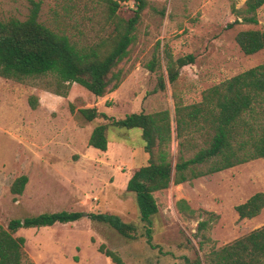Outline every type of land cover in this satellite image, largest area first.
Returning a JSON list of instances; mask_svg holds the SVG:
<instances>
[{
    "label": "rangeland",
    "instance_id": "374dc122",
    "mask_svg": "<svg viewBox=\"0 0 264 264\" xmlns=\"http://www.w3.org/2000/svg\"><path fill=\"white\" fill-rule=\"evenodd\" d=\"M40 1L38 20L64 31L78 44L88 45L106 36L113 25L105 22L104 5L92 0ZM116 14H134L133 0H117ZM136 25L135 40L118 64L124 76L118 87L95 96L72 82L65 95L55 93L52 76L27 77L22 81L0 76V227L12 218L59 210L86 212L78 220L50 226L20 227L24 237L23 264H116L98 250L115 251L123 264H187L189 259L242 237L264 224V208L252 218L239 219L234 206L264 190V158L257 157L223 170L199 176L154 192L158 212L153 217L151 246L144 235L135 196L126 190L133 170L147 162L139 128L110 126L107 149L88 145L90 122L69 110L95 107L116 119L130 112L168 109L172 129L169 145L172 163L189 157L202 144L199 134L176 137L174 98L184 104L200 101L204 89L249 67L264 63V48L243 53L235 42L242 29L264 30V4L256 10L257 23H238L231 28V11L245 0H146ZM30 0H0V20L27 17ZM173 57L192 53L175 82L168 81L165 52ZM153 54L154 71L146 66ZM165 88L155 90L158 75ZM36 97V105L29 99ZM179 141L184 144L179 145ZM26 175L23 191H10L13 180ZM185 199L196 210L186 216L176 207ZM109 212L136 225L135 238H125L113 227L92 219L88 213ZM214 212L207 234L211 241L199 244L197 221Z\"/></svg>",
    "mask_w": 264,
    "mask_h": 264
},
{
    "label": "trees",
    "instance_id": "16d2710c",
    "mask_svg": "<svg viewBox=\"0 0 264 264\" xmlns=\"http://www.w3.org/2000/svg\"><path fill=\"white\" fill-rule=\"evenodd\" d=\"M104 5L105 22L113 25L112 30L92 44H78L64 31L52 28L38 20L40 1L30 0V9L23 20L9 18L0 20V76L22 81L27 77L50 75L55 80L58 95H65L67 87L76 82L95 96H104L115 90L124 76L118 64L128 55V47L134 42L136 25L146 0H133L134 14L125 19L116 14L117 0H92ZM264 0H245L243 5H231L235 15L226 24L231 28L238 23H257L256 10ZM235 42L245 54L264 48V30L242 29L235 34ZM165 70L168 81L175 82L181 67L195 60L192 53L173 57L165 52ZM157 59L153 54L145 66L154 71ZM163 74L158 75L155 90L164 89ZM176 137L199 134L202 144L189 157L182 155L173 164L169 145L172 139L168 109L153 112L140 110L116 119L95 107L69 110L76 117L90 122L100 116L107 120L95 124L88 137V145L102 151L107 149V130L110 126L139 128L143 151L147 162L137 166L130 175L126 190L135 196L139 218L144 223V235L151 245L153 217L158 212L154 192L170 183L178 184L199 176L217 172L257 157L264 158V63L249 67L220 81L202 92L200 101L184 104L173 92ZM29 102L36 105V97ZM184 144L179 141V145ZM27 181L22 174L16 177L10 191L20 194ZM177 209L186 216H193V209L185 199H178ZM264 208V190L254 192L245 201L234 206L238 218H252ZM197 221L195 235L199 244L211 241L207 234L212 222L218 219L214 212ZM88 215L99 222L113 227L125 238H135L137 227L114 213L93 212ZM81 211L59 210L41 212L23 218H12L6 227H0V264H23L24 237L14 235L20 227L50 226L55 222L68 223L78 220ZM98 250L116 264H123L121 257L103 245ZM187 264H202L199 255ZM205 264H264V224L246 235L211 249L204 255Z\"/></svg>",
    "mask_w": 264,
    "mask_h": 264
},
{
    "label": "water",
    "instance_id": "95a60500",
    "mask_svg": "<svg viewBox=\"0 0 264 264\" xmlns=\"http://www.w3.org/2000/svg\"><path fill=\"white\" fill-rule=\"evenodd\" d=\"M86 214V212H83V214L82 215H85Z\"/></svg>",
    "mask_w": 264,
    "mask_h": 264
},
{
    "label": "crops",
    "instance_id": "0c3cea01",
    "mask_svg": "<svg viewBox=\"0 0 264 264\" xmlns=\"http://www.w3.org/2000/svg\"><path fill=\"white\" fill-rule=\"evenodd\" d=\"M237 213V212H236ZM237 216H238V214H237ZM257 216V215H256ZM247 219V218H246Z\"/></svg>",
    "mask_w": 264,
    "mask_h": 264
}]
</instances>
